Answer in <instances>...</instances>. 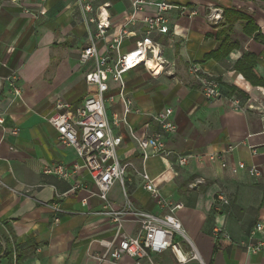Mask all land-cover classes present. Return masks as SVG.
I'll use <instances>...</instances> for the list:
<instances>
[{"label": "crops", "instance_id": "0c3cea01", "mask_svg": "<svg viewBox=\"0 0 264 264\" xmlns=\"http://www.w3.org/2000/svg\"><path fill=\"white\" fill-rule=\"evenodd\" d=\"M146 1L131 18L132 0H94L95 13L103 10L109 18L105 39L97 44L99 52L124 31L121 53L136 49L145 35L142 18L152 15L155 3L162 0ZM164 1L174 7L166 13L169 31L151 34L159 58L147 52L145 61L123 74V81L134 107L146 113L172 108L176 131L165 136V143L173 152L143 162L134 137L148 135L156 126L146 114L130 113L126 123L114 129L122 139L117 155L123 163L145 169L163 196L182 203L176 214L204 264H264L263 253H249L238 244L264 218V86L252 84L234 68L244 53H253L254 68L264 80V43L244 30L251 19L264 37V0ZM190 9L197 14L188 16ZM95 29V23L85 22L75 0H0V113L7 129L0 128V235L17 245L19 264H112L94 255L106 253L101 241L113 238L116 224L103 213L98 187L81 166L75 148L61 143L46 120L57 98L78 105L93 90L85 81L93 61L80 63L79 51ZM227 43L234 45L223 56ZM190 62L197 63L202 74L218 78L220 97L203 95L187 71ZM12 72L20 98L7 80ZM106 95L113 96L105 103L108 116L122 115L118 84L110 81ZM233 99L240 108H235ZM14 127L19 128L16 134L9 132ZM230 145L235 146L227 151ZM208 152H222L226 165L209 161L204 156ZM176 153L191 156L185 167L169 170ZM237 161L255 165L260 175L244 169L233 172ZM53 163L64 164L72 171L70 176L43 172ZM127 169L130 180L125 191L130 202L158 214L141 178ZM218 193L228 203L217 206ZM124 200L116 181L108 201L119 208ZM53 203L62 211L54 213ZM124 219V229L133 234L137 223L131 215ZM214 226H221L231 239L215 242ZM260 236L264 238V229ZM2 244L0 264H8ZM153 257L158 264H172L168 252ZM132 262L125 255L120 258V264Z\"/></svg>", "mask_w": 264, "mask_h": 264}, {"label": "built area", "instance_id": "2783aa9c", "mask_svg": "<svg viewBox=\"0 0 264 264\" xmlns=\"http://www.w3.org/2000/svg\"><path fill=\"white\" fill-rule=\"evenodd\" d=\"M77 6L86 23H95L94 32H89V43L79 51V62L86 63L93 61V68L85 74L87 84L93 86V90L87 94L78 105L57 98L53 104V109L47 115V122L54 127L58 140L68 146L75 148V151L84 167L96 186L98 196L103 201V213L116 224L113 238L109 241L102 240L106 247L104 255H94L98 261L109 260L112 264H120L122 255L132 258L131 264H158L153 255H160L164 252L170 253L172 264H186L195 260L204 264L199 252L193 243L186 237L181 222L176 214L177 209L183 205L171 198L163 196L152 178L145 169H137L129 162H122L117 155V147L121 143V136L116 134L114 129L122 123H126V116L133 114H146L150 121L156 126L148 135L134 137L138 145L142 161L145 162L151 156L167 157L173 151L166 148L165 136L176 131V125L171 121V107H166L155 113H146L134 107L130 98L125 95L123 74L131 68L145 61L147 52L152 58H159L160 50L152 40L153 32H168L167 11L174 7L167 1L155 3V11L152 15L142 18L145 25V35L136 43V49L130 52L121 53L120 47L126 32H119L112 40L104 52H99L98 42L104 40L106 31L109 28V18L103 16V10L95 13L94 0H75ZM146 0H132V13L142 9ZM188 16L197 14V10L187 11ZM40 14L44 10L39 11ZM187 71L194 76L199 84L203 95L208 99L218 98L222 95L221 83L212 74H202L197 63L190 62ZM155 70H153V73ZM15 73L12 72L7 80L12 84V90L16 97H21V89L15 84ZM118 84V96L123 104L122 115L113 113L108 116L106 112V101H112L113 96L106 95L109 89V82ZM235 108H240L237 99H233ZM253 108L252 104L248 105ZM4 115L0 113V128L7 131L4 125ZM19 128H11L9 132L16 134ZM264 133V127L262 129ZM235 145L227 147L231 151ZM253 153L256 152L251 147ZM190 154L176 153L168 169L173 170V166L185 167L190 158ZM206 158L209 161L219 162L221 167L226 165L222 152H208ZM197 159H203V155H197ZM131 168L143 182V188L149 192L159 209V213H151L144 209L135 207L128 199L125 191V183L130 180L127 176V168ZM240 169L246 170L250 175L259 176L260 172L255 165H247L242 161H237L232 169L236 172ZM45 173H53L61 178L67 179L71 172L62 163H53L43 169ZM119 182L123 193L124 203L121 207L115 208L108 201V192L115 182ZM228 203V199L223 193H218L215 204L217 206ZM54 213L61 212L62 209L56 204L51 205ZM131 215L137 223V229L133 234H129L124 229V216ZM54 221H58L57 215ZM264 229V218L257 221L249 230L246 241L240 240L238 244L249 253L264 254V238L260 236ZM220 238L231 239L221 226L213 227V239L217 242Z\"/></svg>", "mask_w": 264, "mask_h": 264}, {"label": "trees", "instance_id": "16d2710c", "mask_svg": "<svg viewBox=\"0 0 264 264\" xmlns=\"http://www.w3.org/2000/svg\"><path fill=\"white\" fill-rule=\"evenodd\" d=\"M248 27H250L248 29ZM244 30L247 34H252L253 37L262 43H264V37L258 31V28L255 26L254 22L251 19L247 20V23L244 26ZM225 42V41H224ZM223 42V46H224ZM234 44L227 43L226 46L223 48V56L228 53V51L233 47ZM256 63V56L253 53L246 52L244 53L240 59H238L235 64L234 68L238 70L243 76L249 80L252 84L255 85H263L264 80L261 76L256 72L254 65ZM235 89H232L234 91ZM1 243H4L5 250L3 256L7 258L8 264H19V256H18V249L17 245L12 242L10 239L5 238L4 236L0 235Z\"/></svg>", "mask_w": 264, "mask_h": 264}, {"label": "water", "instance_id": "95a60500", "mask_svg": "<svg viewBox=\"0 0 264 264\" xmlns=\"http://www.w3.org/2000/svg\"><path fill=\"white\" fill-rule=\"evenodd\" d=\"M2 248H3V251H4V249H5V245H4V243L2 244Z\"/></svg>", "mask_w": 264, "mask_h": 264}, {"label": "rangeland", "instance_id": "374dc122", "mask_svg": "<svg viewBox=\"0 0 264 264\" xmlns=\"http://www.w3.org/2000/svg\"><path fill=\"white\" fill-rule=\"evenodd\" d=\"M128 198H129V195H128ZM130 200H131V198H129ZM131 202H133L132 200H131Z\"/></svg>", "mask_w": 264, "mask_h": 264}]
</instances>
